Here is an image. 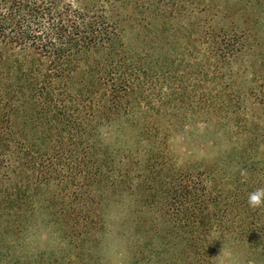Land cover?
Here are the masks:
<instances>
[{
    "label": "trees",
    "instance_id": "obj_1",
    "mask_svg": "<svg viewBox=\"0 0 264 264\" xmlns=\"http://www.w3.org/2000/svg\"><path fill=\"white\" fill-rule=\"evenodd\" d=\"M166 1L171 3L168 11ZM187 3L199 14L212 15L215 22L240 12L228 13L211 0H0V101L7 100L17 110L24 94L21 80L6 78H85L86 83L68 97L70 107L63 106L67 115L57 144L51 142L55 131L39 129L32 116L27 130L0 127V166L6 172L0 196L18 208L22 226L12 227L18 233L41 218V224L56 233L58 245L67 242L55 247L51 264H105L101 255L110 238L131 247L132 264H217L222 246L237 257L249 253L251 264L264 263L262 228L239 220L235 226L226 204L230 189H212L208 184L217 176L234 179L239 183L233 195L237 203L247 196L238 176L256 171L260 160L253 158L264 156L258 154L257 137L249 135L253 120L246 117V110L238 118L231 116V108L240 110L245 100L226 67L243 52L249 30L240 25L212 27L202 36L211 41L205 49L214 60L211 78L232 79L225 85L229 92L218 90L198 101L202 120L215 119L238 139L223 166L188 161L174 170L164 157V143H159L171 129L163 131L159 125L169 117L175 126L177 117L160 111L139 116L129 106L137 99L141 78L133 70L136 56L127 40L136 35L138 42L146 43L140 35H160L167 18L173 20L171 26L179 27L175 19ZM33 55L38 65L29 60ZM200 73L208 74L202 67ZM45 81L31 83L33 95L51 86ZM247 93L264 106V82L262 90L255 87ZM140 100L145 110L148 105ZM120 125L132 129L137 140L135 146L128 144L113 154L97 137L101 127ZM255 128L264 131L261 124ZM150 138L155 139L153 146L142 153L140 144ZM234 163L240 166L238 174L230 168ZM161 171L166 176H159ZM155 193L158 197L152 204ZM153 209L158 217H153ZM172 218L176 225H170ZM230 232L237 236L229 238ZM170 250L177 253L175 258L169 257Z\"/></svg>",
    "mask_w": 264,
    "mask_h": 264
},
{
    "label": "rangeland",
    "instance_id": "obj_2",
    "mask_svg": "<svg viewBox=\"0 0 264 264\" xmlns=\"http://www.w3.org/2000/svg\"><path fill=\"white\" fill-rule=\"evenodd\" d=\"M211 2L216 8L224 9L228 13L236 9L240 12L237 15L222 16L215 22L212 15L199 14L198 10L195 11L192 3H187V5L184 4L185 11L179 12L176 16L175 26L179 27L171 26L169 21L173 20L167 18L164 20V30L160 35L155 33L152 35L151 32L140 35L142 39L145 37L146 43L138 42L136 35L127 40L130 50L136 56V59H133V70H136L137 76L141 78L134 95L137 99H132L129 106L139 116H143L144 112L155 114L160 111L161 114L164 112L175 115L179 121L177 125L173 126L167 117V120L159 125L163 131L171 129L170 136L164 138L162 136L159 143H164L163 149L164 155H166L164 157L168 158L167 162L171 163L174 170L188 161L210 165L219 162L223 166L222 163L228 161L225 156L237 148L238 139L234 137L230 128L220 127L215 119L202 120L198 111L200 97L205 94L212 96L218 90L229 92L225 85H231L232 79L236 82V88L243 90L238 91V93L240 92L238 95L245 101L241 103L240 110L234 111L235 108H231L233 111L231 116L238 118V114L246 110L248 114L246 117L249 121L253 120L251 126L253 132H249V135L254 133L251 138L257 137L255 142L260 144L258 154L264 152V137L261 135V133L264 134V131L255 128L259 124H261V128L264 126V106H259L252 94H245L255 87L257 91L262 90L264 82V0H211ZM169 3V1L165 2L164 9L167 11L171 8V3ZM150 19L153 23H157V19L154 20L155 18L153 19L152 16ZM237 25L246 27L249 32L243 38V52L232 65L226 67V70L232 71V79L221 81L211 78L214 60L213 56L205 50L209 49L211 41H207L202 36L209 33L208 30L212 27L230 26L234 28ZM37 59L35 55L29 58L30 61L35 60L38 65ZM200 67L204 68L208 74L200 73ZM16 79L21 80L18 83L22 85L24 94L17 110H13L7 100L0 101V127L9 128L10 126L12 129L20 131L27 130L30 128L29 118L32 116L34 120L36 119L39 129L55 131L51 142L57 144L60 142L62 134L60 128L65 125L64 118L67 115L63 106L66 104L70 107L68 97L84 89L85 78H6L10 82ZM37 79L39 84L46 80V86L50 82L51 86L46 87L47 89L44 91L38 90L33 95L35 90L31 89V83ZM200 82L202 83L199 84ZM214 82L220 84L219 87H216ZM0 91L2 92L3 89L0 88ZM51 95H54V101H50ZM140 98H144L143 102L148 105V107H144L146 105L143 103L145 110L142 105L140 106V101H142ZM60 101L62 102L60 103ZM97 140L104 149L108 148V151H113L114 154L121 153V150L128 144L135 146L137 139L132 129L120 125V127H101ZM154 140V138H150L140 144L142 153L153 146ZM232 156L236 158V154ZM260 156L252 160L253 162L260 160L256 171L252 169V174H242L240 178L235 175L238 176L240 184L245 186L247 194L246 198L241 197V201L237 203H235L237 199L233 195L237 191L235 185L239 183L234 179L231 181L228 179L229 176L223 178L217 176L216 180L210 178L207 182L212 189L220 187L230 189L231 197L229 196L226 204H229L231 209L230 220L237 223L235 226L239 225L240 221L249 226L259 224L264 232V163L261 161L264 160V156ZM262 157L263 159H260ZM234 164L235 166L230 165V168H233V171H237L238 174L240 166ZM5 174V169L0 166V194L5 188ZM159 176H166V171H161ZM226 181H229L228 184ZM252 195L257 197L258 203L250 202ZM157 197V193L152 195V204H155ZM225 205H221L220 208H224ZM127 208L129 207L124 208L126 213L128 212ZM17 209L5 202L4 195L0 196V264H51L55 247L66 246L67 242L58 245V239L55 238L56 233L41 224V218L36 219L35 223L32 222L27 230L23 231L22 228H19L18 233V230L12 228L22 224L17 217L19 213ZM153 210V217H155L158 213L155 209ZM171 222L172 226L177 223L173 218ZM230 233L229 238L237 236V233ZM104 247V252L101 255L103 263L132 264V249L123 242L110 238ZM222 247L217 264H251L247 261L249 253L242 252V255L237 257L227 246ZM168 254L169 257L177 256V253L175 251L173 253L171 250L168 251ZM226 257L229 259L226 260ZM154 264L159 263L155 262Z\"/></svg>",
    "mask_w": 264,
    "mask_h": 264
},
{
    "label": "clouds",
    "instance_id": "obj_3",
    "mask_svg": "<svg viewBox=\"0 0 264 264\" xmlns=\"http://www.w3.org/2000/svg\"><path fill=\"white\" fill-rule=\"evenodd\" d=\"M250 202L253 203V204L258 203V199H257V197H256L255 195H252V196L250 197ZM225 259L228 260L229 258L226 257Z\"/></svg>",
    "mask_w": 264,
    "mask_h": 264
}]
</instances>
